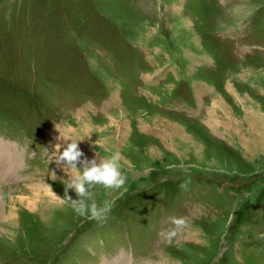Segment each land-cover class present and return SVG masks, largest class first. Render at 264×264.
Listing matches in <instances>:
<instances>
[{
    "label": "rangeland",
    "instance_id": "obj_1",
    "mask_svg": "<svg viewBox=\"0 0 264 264\" xmlns=\"http://www.w3.org/2000/svg\"><path fill=\"white\" fill-rule=\"evenodd\" d=\"M249 110L264 115V0H0V142L19 158L0 178V264H264ZM56 124L89 159L122 155L124 185L94 189L103 222L67 201Z\"/></svg>",
    "mask_w": 264,
    "mask_h": 264
},
{
    "label": "clouds",
    "instance_id": "obj_2",
    "mask_svg": "<svg viewBox=\"0 0 264 264\" xmlns=\"http://www.w3.org/2000/svg\"><path fill=\"white\" fill-rule=\"evenodd\" d=\"M56 128L59 130L57 139H62L64 143H56L52 151L48 150L51 152L48 159L51 161L55 157L57 165L63 167L67 174L66 188L74 189L77 194L75 198L69 194L67 201L78 215L103 222L112 205L107 200L98 203L94 189L97 185L106 189H116L124 185L126 176L122 173V155L119 150H115L110 155L100 156L99 161L96 157L89 159L79 147V141L85 137L69 135L66 129L57 124ZM61 147L63 151H60Z\"/></svg>",
    "mask_w": 264,
    "mask_h": 264
},
{
    "label": "bare ground",
    "instance_id": "obj_3",
    "mask_svg": "<svg viewBox=\"0 0 264 264\" xmlns=\"http://www.w3.org/2000/svg\"><path fill=\"white\" fill-rule=\"evenodd\" d=\"M183 17V16H182ZM239 97V96H238ZM217 98V97H216ZM223 97L222 96H218V101H217V103H216V100H215V103H216V105L215 106H218V104H220L221 103V99H222ZM224 106V105H223ZM222 106V107H223ZM225 107V106H224ZM249 107V106H248ZM253 108V107H252ZM225 109H227V108H225ZM213 110H214V108H213ZM227 111V110H226ZM251 111V114H250V119H251V121H252V124H250L251 126H252V128H254L255 129V132L257 133L256 134V141H257V144L258 145H262V144H264V142L262 141V139H264L263 138V136H261V135H263V134H261L260 132H259V129H263V128H260L261 126H263V122H262V120H263V114H260V113H256V112H253L252 110H249V112ZM255 111V110H254ZM258 111V110H257ZM228 113H229V111H227ZM122 113V112H121ZM214 112H211V114H213ZM124 114V112L122 113V115ZM118 118H116L115 116L113 117V119H111V121H116ZM161 119V118H160ZM215 119H216V117H215ZM233 119V118H232ZM218 120V119H217ZM217 120H215V121H217ZM235 120V119H234ZM168 122H169V124L168 125H170L171 126V128L173 127V128H176V129H179V130H181L182 132H183V130L181 129V128H179L180 127V123L178 124L177 122H175V121H169V120H167ZM164 122H165V120H164ZM249 122V121H248ZM95 124H97V123H95ZM173 124H176L177 126H174ZM116 126H117V130L115 129L114 130V133H115V136L117 135V134H123L125 137L127 136V133H128V123H127V121H125L124 123H121V124H116ZM179 126V127H178ZM84 127H85V131H88V130H90L88 133H86V137H91L92 136V132H94L93 131V127H92V125H91V123H85L84 124ZM95 127H100V124L99 125H97V126H95ZM101 128V127H100ZM63 129H66V131H67V134H69L70 133V131H72V132H74V131H76V128H74V126H64V128ZM120 132V133H119ZM117 133V134H116ZM55 135V137H56V141H58V139H57V137L59 136V134H57V133H54ZM113 135V137H114V134H112ZM123 135H121V136H123ZM119 137V135H117L116 137H114L115 138V140H117V138ZM61 140L62 139H60V142H61ZM106 140V139H105ZM103 141V140H102ZM104 142V141H103ZM106 142V141H105ZM104 142V143H105ZM106 144V143H105ZM79 146H80V148L82 149V151H83V154H84V156H86V157H88V153H87V150H86V147H83V145H81V144H79ZM52 147V146H51ZM56 160V159H55ZM18 165H19V158H17V152L16 151H13V149L11 148V146H10V144H2L1 142H0V178H4V179H6V178H14L13 176H12V174H13V172L17 169V167H18ZM12 176V177H11ZM29 179H30V177H29ZM32 180V179H31ZM32 189H37V192H35V194H37V193H39V191L40 190H45L46 191V193L47 194H44L43 196H50L51 197V199L53 198V196L51 195L52 194V187L50 186V184L48 183V182H46V180L45 179H40L38 182H36V183H33L32 184ZM3 193V192H2ZM33 195V194H32ZM22 198H25V197H20V199H21V204L23 203L24 204V201H23V199ZM28 198V197H27ZM26 199V198H25ZM30 199V201L28 202L29 203V206L31 207V209H32V207L34 206V205H36L37 204V199H34L32 196H31V198H29ZM28 199V200H29ZM2 200H3V198L1 197V195H0V218H2V219H5L6 218V214H5V206L3 205V203H2ZM11 200V199H10ZM12 200H15L14 198L12 199ZM17 202V201H16ZM19 202V203H20ZM11 203H15V201H13V202H11ZM15 205V204H14ZM26 205V204H25ZM12 206V205H11ZM27 206V205H26ZM11 208H13V207H11ZM17 208V207H16ZM29 208V207H28ZM15 211V210H14ZM34 211V210H33ZM43 212V211H42ZM12 213V212H11ZM10 214V213H9ZM12 214H15V213H12ZM8 215V214H7ZM16 215V214H15ZM11 216V215H10ZM17 216V215H16ZM11 218V217H10ZM13 218H14V216H13ZM6 220V219H5ZM11 220V219H10ZM2 223H4V222H2ZM7 224V223H6ZM4 225V224H3ZM11 225H16V222L15 221H13V222H11ZM4 226H6V225H4ZM2 227V226H1ZM3 230V229H2ZM191 234V233H190ZM191 238V237H190ZM124 260H126V252H123L121 255H119V256H117L115 259H114V262H113V264H121V263H124L123 261ZM155 264V263H157V260L156 261H154V262H150V264ZM103 264H109L108 262L107 263H103Z\"/></svg>",
    "mask_w": 264,
    "mask_h": 264
}]
</instances>
